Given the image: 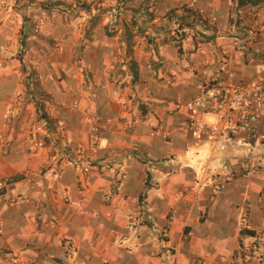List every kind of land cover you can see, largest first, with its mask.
I'll use <instances>...</instances> for the list:
<instances>
[{"label": "crops", "instance_id": "1", "mask_svg": "<svg viewBox=\"0 0 264 264\" xmlns=\"http://www.w3.org/2000/svg\"><path fill=\"white\" fill-rule=\"evenodd\" d=\"M3 1L0 179L12 182L0 194V264H264V146H247L246 159L196 147L179 109L216 71L245 84L264 74L249 31L264 2L97 0L105 14L69 22L64 5L95 0H10L8 11ZM34 92L63 106L49 134L36 133ZM94 124L102 143L88 180L73 167L54 179L64 146L88 145ZM226 163L236 177L218 189Z\"/></svg>", "mask_w": 264, "mask_h": 264}, {"label": "built area", "instance_id": "2", "mask_svg": "<svg viewBox=\"0 0 264 264\" xmlns=\"http://www.w3.org/2000/svg\"><path fill=\"white\" fill-rule=\"evenodd\" d=\"M104 6H106L104 1H98V9ZM200 12L203 14L204 10ZM253 16V24L249 31L263 42V50L258 49L257 52L264 53V19L260 11L254 12ZM211 18L217 20L216 16ZM179 109L187 112L181 126L190 133L196 147L210 146L226 150L233 142L247 145L264 143V74L256 77L250 84H245L238 80L233 71L225 69L216 71L212 77L200 83L198 92ZM207 115H212L215 119L207 120L205 118ZM47 128L45 122L39 130L48 132ZM100 132V126L94 124L88 145L66 149L63 156H58L57 160H60V163L55 171H52L54 179H58L69 167H73L80 173V179L88 180L94 162L90 157L98 154L101 149ZM153 134L168 136L161 127L154 129ZM38 144L40 147L46 145L44 140ZM235 177L234 165L226 163L214 174L212 181L219 189L223 181ZM8 183L9 179L0 180V189L6 187ZM22 196L23 201H27V197ZM138 221V217H133L131 224L134 226ZM259 248L260 245L256 243L246 247L243 254L251 258L250 252H259Z\"/></svg>", "mask_w": 264, "mask_h": 264}, {"label": "rangeland", "instance_id": "3", "mask_svg": "<svg viewBox=\"0 0 264 264\" xmlns=\"http://www.w3.org/2000/svg\"><path fill=\"white\" fill-rule=\"evenodd\" d=\"M45 1H47V0H45ZM45 1L42 0V3H44ZM9 4H10V0H5L2 3V7L8 11V7L9 8L11 7ZM97 4H98V1L95 0V2L93 4H90V8L87 9V10H86V8H81L80 9V7H76V6L72 7V4H69V5H64L62 7V10H63V14H64L66 20L69 21V22H73V21H76V18L80 16L81 10H83V11H91V12L93 10H95L96 14H101V15L105 14L106 13L107 6H104V7L100 8V9H98ZM43 22H44V16L40 17V19L38 21H36V27H39ZM91 27H92V24H91ZM23 52H22V54H25ZM19 53L20 52H18V54H17L18 56H19ZM30 68H31V73H32V70H34V71H37L38 70V67L35 68L33 65H32V67H28V70L29 71H30ZM23 72H24V76L27 75V74H30V72H25V71H23ZM32 74H34V73H32ZM36 96H37V99H38V102H39L40 105H38V103H37ZM30 102H34V104L36 106V110H37V113L35 115V120H36L35 122L36 123H34V124H38L37 125L38 127L36 128V133L37 134L44 133L43 132L44 130H39V128H42V126H43V124L45 122H46L47 126L50 127V121L51 120L52 121L54 120V119H50L52 113L56 109H59L60 107L62 108L63 106L62 105L60 106L59 103L57 105L54 104L53 102H51L50 100L47 99V97H46L45 94L42 95V96H38L36 94L33 95V98H32V100H30ZM14 113H16L15 112V105H14V103L12 104V102H11L9 104L8 108L5 110V113H4V123H5V126L4 127L5 128H7L8 123H10L12 121V119L14 118V115H15ZM44 114H46V116H44ZM55 122L56 121H54V123ZM31 125H32V123H31ZM31 130L32 129H30L29 131H27V133L29 135L30 141H32L33 138H34V134L32 132H30ZM1 133H4V134L0 135L1 142L4 139H8L10 137V130L9 131L8 130H4V131L2 130ZM38 143H39V141L36 143L37 146H39ZM238 146L239 147L237 148V143H234L231 146L229 145L228 149L225 150V151H221V153L227 155L228 153L231 152L232 154H236V155H238V156L246 159V157H248V152L246 151L247 146L254 147L255 148V152H260L259 150H262L264 144L261 143V142H257V143L250 144V145H247V144H239L238 143ZM77 147H79V146H77ZM77 147H70L68 145H65L64 146L65 150L66 149H75ZM40 148H43V147H40ZM64 153H65V151L63 152V155H64ZM2 179H9V178H1L0 180H2ZM11 182H12V180L9 179L8 185L6 187H4L3 189H0V194H1L2 191H4V189H6L9 186V184ZM11 201H12V199H11Z\"/></svg>", "mask_w": 264, "mask_h": 264}, {"label": "trees", "instance_id": "4", "mask_svg": "<svg viewBox=\"0 0 264 264\" xmlns=\"http://www.w3.org/2000/svg\"><path fill=\"white\" fill-rule=\"evenodd\" d=\"M250 1L253 2V3H255V4H258V3L261 4V3L264 2V0H240L241 3H244V2H250ZM41 4H45V5H44V8H47V6L49 5V4L46 5L45 2H44V3H41ZM45 6H46V7H45ZM75 6H76V7H80V9H81V8H86V10L90 8V6L87 5V3H84V2H83V3H80V4L78 3V4H76ZM48 7H49V6H48ZM76 7H75V8H76ZM78 9H79V8H78ZM98 24H99L98 21H97V20H96V21L94 20V21L92 22V27H96ZM105 27H108V26H105ZM108 34H109V35H112L113 32H112V33H111V32H110V33L108 32ZM129 38H131V33H130V32L127 33V39H128L127 41L129 42V46H131V42H130ZM130 48H131V47H129V49H130ZM33 95H35V92L33 93ZM36 99H37V96H36ZM37 103H38V105H40L39 102H38V99H37ZM44 116H46V114H44ZM4 190H5V189H4Z\"/></svg>", "mask_w": 264, "mask_h": 264}]
</instances>
